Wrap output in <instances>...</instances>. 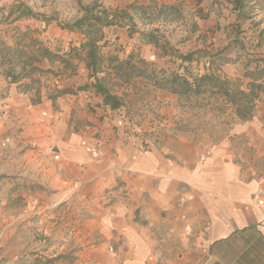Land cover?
<instances>
[{
    "label": "crops",
    "instance_id": "crops-1",
    "mask_svg": "<svg viewBox=\"0 0 264 264\" xmlns=\"http://www.w3.org/2000/svg\"><path fill=\"white\" fill-rule=\"evenodd\" d=\"M17 2L0 0V10ZM228 7L236 22L237 12ZM103 33L107 42L118 35L113 26ZM239 63L222 66V73L234 79ZM87 75L79 62L59 83L76 87ZM160 96L166 136L142 151L123 136L127 122L118 111L104 108L92 90L66 95L54 109L45 98L32 105L11 85L0 103L8 109L0 185L35 184L46 208L72 202L88 236L98 237L99 247L90 250H98L102 263L264 264V196H256L264 187V93L249 122L239 121L221 97ZM220 109L224 114L216 115ZM106 246L115 253L106 254Z\"/></svg>",
    "mask_w": 264,
    "mask_h": 264
},
{
    "label": "rangeland",
    "instance_id": "rangeland-1",
    "mask_svg": "<svg viewBox=\"0 0 264 264\" xmlns=\"http://www.w3.org/2000/svg\"><path fill=\"white\" fill-rule=\"evenodd\" d=\"M93 2L105 9L110 16L114 12L126 10L134 20L130 23L123 19L113 25L118 35L115 40L106 41L102 54L118 55L121 59L131 56L133 62H137L138 58L143 59L150 64L149 69H155L156 72L163 70L183 73V67L179 66L183 64L182 66L186 67L187 63H182L168 50L166 55L162 56L160 51L146 43L143 35L152 30H155L157 37L166 40L172 52L180 55L198 50L215 53L226 48L227 55L240 53L241 58L238 62L243 67L246 62L245 54H250L256 59L264 55V43L261 47H256L258 32L264 26V10L249 6L244 14L251 18L238 26L234 15H231L228 0H18L16 4L0 10V40L12 46L13 37H16L18 32L27 29L37 30V33H32L31 36L50 49H67L69 42L73 43L79 38L82 41L83 37L79 33L70 34L62 30L59 24L65 22L71 24L82 16L81 7ZM256 2L264 4V0ZM19 3L30 8L36 15L54 16L55 21L46 25L41 21V17H36L13 22L16 15L10 18H7V15ZM129 5L157 9L149 18H143L138 12L128 9ZM162 7L166 9H161ZM240 47L242 49H239ZM199 59L201 62L198 65L193 62L187 67L188 72L203 73V62L208 61V58L199 56ZM48 78L47 92L52 90L55 84L65 86L56 83L52 76ZM0 86H4L1 81ZM115 90L118 94L124 95L123 106L118 110V116L127 122L122 129L123 136L127 138L125 132H132L134 136L132 139L138 148L142 147L143 150L139 148L142 151H148L151 146L161 145L167 128L166 99L160 95L166 92L155 89L150 81L141 78H132L128 85ZM178 97L184 101L185 97L195 96ZM197 98L216 99L217 96L206 94ZM3 100H0V103ZM175 103L178 104L179 100ZM202 103L204 102H200L201 105ZM53 108L56 109L55 106ZM7 111L8 109L0 104V135L3 132L2 122L7 118ZM223 114L224 111L220 109L216 115ZM18 132L20 129L17 128L16 133ZM2 162L0 159V166ZM38 191L41 189L35 184H15L7 189L0 185V264H50L48 261L57 256L64 257L52 264H110L108 261L102 263L98 250H90L99 247L98 237L88 236V229L81 217H77V207L72 210V202L63 201L46 208L41 204L44 200L35 196ZM9 232L16 234V238H8ZM110 247L106 246L103 250L109 256L115 253L113 248L109 250Z\"/></svg>",
    "mask_w": 264,
    "mask_h": 264
},
{
    "label": "trees",
    "instance_id": "trees-1",
    "mask_svg": "<svg viewBox=\"0 0 264 264\" xmlns=\"http://www.w3.org/2000/svg\"><path fill=\"white\" fill-rule=\"evenodd\" d=\"M228 1L233 10L237 12L238 26L251 18V16L248 17L247 14H244L245 9H248L249 6L264 10V4H257V0ZM128 9L138 12V15L143 18H149L157 8L129 5ZM161 9L166 8L162 7ZM80 10L83 13L82 16L75 19L71 24L68 22L59 24L62 30H66L70 34L79 33L83 37L78 46L69 42L67 49L56 48V50H52L31 36L32 33H37V30L29 29L18 32L17 36L13 37L12 46H8L0 40V81L4 83V86H0V100L7 97L11 85H15L20 93L28 94L32 105L40 104L45 98L55 106L57 100L66 95H76L92 90L95 95L102 99L104 108L118 111L123 106L122 97L124 95L121 94L123 96L120 97L115 88L128 85L132 78H141L150 81L157 90L178 96L199 97L208 94L209 96L221 97L226 104L234 107V114L239 121L249 122L252 120L255 103L264 93V65H260L264 59H256L245 54L246 62L241 74L234 79L228 78L226 74L222 73L221 67L238 63L241 58L239 52L233 56L227 55L225 48L215 53L198 50L180 55L177 52H172L168 48L166 40L157 37L155 30H152L143 35L146 43L160 51L162 56H165L168 50L182 63H187L186 67L182 66L183 64L179 66L183 67V73L165 72L163 70L156 72L155 69H149L150 64L143 59L138 58L137 62H133L131 56L121 59L118 55L102 54V48L106 45V41L103 40L104 28L113 26L123 19H127L130 23L134 22L133 17L129 16L126 10L114 12L110 16L105 9L100 8L95 2L81 7ZM14 14L16 16L13 22L24 18L36 19V17H41V21L46 25L55 21L54 16L36 15L30 8L20 3L9 11L7 18ZM131 26L133 27L134 24ZM257 39L256 47H261L264 43V27L258 32ZM199 56L208 58V61L203 62V73L192 74L188 72L187 67L190 64L196 62L198 65L201 62ZM79 62L84 63L88 72L87 79L82 85L73 88L55 84L52 90L47 92L48 77L52 76L56 83L64 77H71L76 73V66ZM74 128L76 131L82 129L78 120L75 121ZM92 137L96 139L94 146L100 147L101 142L98 140L97 134H93ZM63 257L57 256L49 260L48 263L52 264Z\"/></svg>",
    "mask_w": 264,
    "mask_h": 264
},
{
    "label": "built area",
    "instance_id": "built-area-1",
    "mask_svg": "<svg viewBox=\"0 0 264 264\" xmlns=\"http://www.w3.org/2000/svg\"><path fill=\"white\" fill-rule=\"evenodd\" d=\"M125 135L127 136V138H129V139H132L134 136H133V134H132V132H125ZM139 148H141L142 149V147H139ZM143 150V149H142ZM206 155H207V153L206 152H203V153H201L200 155H199V159L200 160H204L205 159V157H206ZM262 164V163H261ZM262 166L264 167V164H262ZM256 196L257 197H263L264 196V187H261L260 189H258V191L256 192ZM110 251L112 250V249H109Z\"/></svg>",
    "mask_w": 264,
    "mask_h": 264
}]
</instances>
